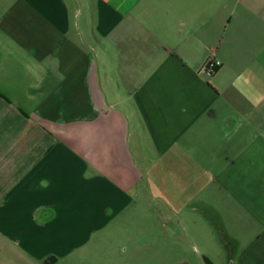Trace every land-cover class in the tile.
Returning a JSON list of instances; mask_svg holds the SVG:
<instances>
[{"label":"crops","instance_id":"1","mask_svg":"<svg viewBox=\"0 0 264 264\" xmlns=\"http://www.w3.org/2000/svg\"><path fill=\"white\" fill-rule=\"evenodd\" d=\"M147 195L264 264V0H0V264H112Z\"/></svg>","mask_w":264,"mask_h":264},{"label":"rangeland","instance_id":"2","mask_svg":"<svg viewBox=\"0 0 264 264\" xmlns=\"http://www.w3.org/2000/svg\"><path fill=\"white\" fill-rule=\"evenodd\" d=\"M143 202L144 209L131 211L99 251L112 254V264H201L191 252L194 244L189 242L186 228L180 222L176 227L160 226L154 220L152 196H145ZM227 262L220 260V264Z\"/></svg>","mask_w":264,"mask_h":264},{"label":"built area","instance_id":"3","mask_svg":"<svg viewBox=\"0 0 264 264\" xmlns=\"http://www.w3.org/2000/svg\"><path fill=\"white\" fill-rule=\"evenodd\" d=\"M220 62L215 59L214 52L207 57L198 68L199 73H207L208 75L214 74L220 67Z\"/></svg>","mask_w":264,"mask_h":264},{"label":"trees","instance_id":"4","mask_svg":"<svg viewBox=\"0 0 264 264\" xmlns=\"http://www.w3.org/2000/svg\"><path fill=\"white\" fill-rule=\"evenodd\" d=\"M206 264H209L208 262H205ZM43 264H50V263H48V262H44Z\"/></svg>","mask_w":264,"mask_h":264}]
</instances>
